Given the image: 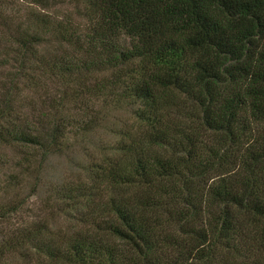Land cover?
Listing matches in <instances>:
<instances>
[{
    "label": "trees",
    "instance_id": "trees-1",
    "mask_svg": "<svg viewBox=\"0 0 264 264\" xmlns=\"http://www.w3.org/2000/svg\"><path fill=\"white\" fill-rule=\"evenodd\" d=\"M57 1L0 0V264H264V0ZM100 127L117 140L58 187L59 228L29 200Z\"/></svg>",
    "mask_w": 264,
    "mask_h": 264
},
{
    "label": "rangeland",
    "instance_id": "rangeland-1",
    "mask_svg": "<svg viewBox=\"0 0 264 264\" xmlns=\"http://www.w3.org/2000/svg\"><path fill=\"white\" fill-rule=\"evenodd\" d=\"M56 3L63 4L62 7L60 5H56L57 12L61 15H66V6H65L67 3L66 0H58ZM53 12H55V8ZM56 48L58 50H56ZM68 49H69V53L73 54L74 51L71 48L64 47L61 49L60 46L47 41L40 48V52H41V57L44 59V57L47 56L48 54H50L51 56L52 55L61 56L63 55L62 53H66ZM47 86L48 85H43L42 89L39 88L35 89L34 94H32V92L24 90V88L21 87L20 90L21 89L22 91L24 90V93L22 91H20V93L19 92L17 93L18 94L17 102L21 105V107L24 106V108L30 107V109H32V106L34 105V110L35 109L42 110L43 103L40 100L39 96L43 94V91L47 90ZM30 97H33L34 99H36V101L32 103V101H29ZM93 103H98V101L93 99L91 105ZM77 106L80 105H74L73 102L72 103L67 102L65 103V111H67V113L72 114L73 118H78L77 114H79L78 113L79 107ZM98 109L99 108L96 107V109L92 111L97 113ZM76 121L77 120H75V122ZM104 127L103 128L100 127L98 130H96L94 134L88 136L84 140L79 139L77 141L73 139V132L75 133V131L72 130L70 132L69 145H66L64 152L62 154L52 156L49 159V161H47L45 165V171L41 175V188L38 190V193L36 195H34L31 199L29 198L30 199L29 203L33 205L34 208H37V206L41 202L43 205L48 199L53 200L52 204L54 206L51 204V208H54L53 212L56 213L53 216L54 218L53 223L56 224V226H58L59 228L60 226H64V227L67 226L68 218L66 216L71 214L73 208L71 207L68 208L69 206L68 202L57 205L58 201L55 200H56V196L59 194L58 190L60 188L58 187H60V184H63L64 182H68L70 180L76 181L79 178H85L86 175L85 169L89 166L90 160L99 159L102 156V154L109 153V150L111 149L110 146L114 144V142L117 140V137L111 133H108L104 129ZM13 157H14V152L12 150L0 148V159H1L0 176L2 178H4L5 175L11 172L9 162ZM34 180L35 179L33 178L28 179L26 183L27 184L26 190H24L23 188L24 191L23 190L19 191L18 194H21L20 196L22 198L27 197V195L30 194L31 190H33L32 187L34 185ZM15 194L16 193L9 194L8 199L14 197ZM3 198L6 199L7 197L0 195V200L2 199V202H4ZM57 208L58 209L62 208V212H58ZM69 217L73 218V216H69ZM72 222L73 221H71V224H73ZM13 223H15V221H13Z\"/></svg>",
    "mask_w": 264,
    "mask_h": 264
}]
</instances>
